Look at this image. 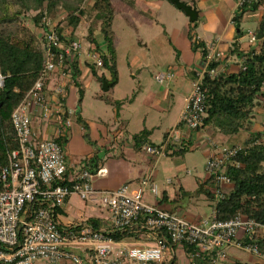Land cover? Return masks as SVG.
<instances>
[{"label": "built area", "instance_id": "obj_1", "mask_svg": "<svg viewBox=\"0 0 264 264\" xmlns=\"http://www.w3.org/2000/svg\"><path fill=\"white\" fill-rule=\"evenodd\" d=\"M256 2L264 6V0H234V16ZM42 22L45 24L41 27L45 59L39 77L11 113L17 148L7 153V164L0 168V264H35L39 260L53 264H171L177 257V249L185 245L192 248L187 253L188 264H206L207 261L224 264L230 248L264 259L256 243L244 241L245 237L252 238L263 225L242 214L227 220L216 216L217 202L225 197L227 188L232 187L225 169L229 165L239 166L234 158L240 153L264 144V118L259 135L251 136L246 143L213 144L214 152L204 165L207 178L213 179L212 212L197 221L185 220L157 204L143 201L145 191L153 197L158 195V186L150 175L141 178L136 187L122 184L109 191L96 190L92 185L93 176H104L105 168H99L95 174L80 169L74 179L68 181L58 136L35 140L33 117L59 125V136L63 134L74 113L65 105V85L76 86L74 68H78L80 61L101 67L102 50L91 42L84 46L75 36L61 39L56 30L57 22H51L46 12H43ZM247 33L251 42L257 40V34ZM192 40L199 42L194 35ZM204 49L202 66L192 79L177 125L166 133L159 146L146 148L155 157L182 147V128L203 127L207 105L202 81L206 74L214 77L222 72L219 65L224 58L214 43L204 45ZM242 61L243 58L240 68H244ZM213 63L217 65L212 67ZM53 73L64 83L49 89L47 81ZM173 77V72L168 71L156 74L155 80L164 84ZM4 79L5 75L0 72V89L4 87ZM260 102L264 111V99L260 98ZM72 194L82 200L99 201L106 207L111 228L102 230L90 222L61 225L57 211ZM132 228L140 232L137 239L114 240L108 234ZM159 233L165 236H157Z\"/></svg>", "mask_w": 264, "mask_h": 264}, {"label": "trees", "instance_id": "obj_2", "mask_svg": "<svg viewBox=\"0 0 264 264\" xmlns=\"http://www.w3.org/2000/svg\"><path fill=\"white\" fill-rule=\"evenodd\" d=\"M80 1L0 0V72L5 75L4 87L0 89V168L7 164V153L17 148L11 113L39 77L45 59V52L39 47L35 35L18 25L22 14L36 10L37 14L33 17V21L36 25L43 27L45 26L42 22L43 12L48 13L47 9L50 11L58 5L64 6L67 8L68 17L56 23V30L61 39L71 38L85 19L87 41L98 47L97 33H99L106 44L107 54L101 51L103 60L101 68L110 70L113 74L111 83H115L116 62L112 23L116 12L131 8L133 1L95 0L87 12L78 11L76 4ZM260 4L261 2H256L245 6L234 17V22H239L246 10H256ZM237 27L239 28L238 24ZM257 28V32L261 29L264 33V14ZM241 34L242 31H239V35ZM189 39L193 50L201 49L204 56V44L195 43L192 35ZM256 41L259 42V49L257 51L251 49L243 54L242 66L244 68H239L235 72H221L214 77L207 74L204 76L202 89L206 96L207 116L203 127L211 126L227 137L240 132L251 133L254 126L253 111L260 104V98L264 99V34ZM232 51L238 52V46ZM86 65L95 73L96 67L87 63ZM216 65L217 63H213L211 66ZM79 73V69L75 67L74 75L77 77ZM98 78L105 81L103 76H98ZM78 93L79 105L83 95L81 87L78 88ZM106 101L111 103L109 99ZM115 103L116 106L121 104L120 101ZM76 120L80 122L83 129L87 128V124L79 113L76 114ZM149 134L150 131L145 129L134 134L132 139L135 145L141 147L147 143ZM251 134L253 136L254 133ZM254 135H259V133ZM85 137L89 139L88 134H85ZM57 141L62 146L65 139L58 137ZM187 149V147H180L169 154L181 155ZM234 160L239 166L229 165L225 169L232 187L225 197L217 202L216 216L220 220H227L237 214H242L264 226V144L250 147L245 153L237 155ZM99 168L98 160L93 156L83 162L81 169L95 174ZM205 183L213 184L212 177L207 178ZM202 186L199 191L212 200V191ZM90 221L92 220H87V222ZM91 224L99 228L95 221ZM139 233L135 228L122 232L114 230L108 232L114 240L137 239ZM157 236L164 237L165 235L159 233ZM244 241L256 243L258 249L264 254V227L258 228L252 238L245 237ZM183 250L189 253L192 248L185 245ZM176 260L175 257L171 264H175ZM206 264H209V261ZM232 264L242 263L235 261Z\"/></svg>", "mask_w": 264, "mask_h": 264}, {"label": "crops", "instance_id": "obj_3", "mask_svg": "<svg viewBox=\"0 0 264 264\" xmlns=\"http://www.w3.org/2000/svg\"><path fill=\"white\" fill-rule=\"evenodd\" d=\"M133 5L131 8L124 10V13L129 12L132 15V18H134L136 21L140 20V22H146L148 21L149 16L148 13L153 14L156 13L160 18L163 17L162 10L163 11H171L170 5L172 4H166L169 0H132ZM183 2L187 4H191L196 7L198 11V23L190 22L188 17L184 14H181L180 12L176 11V28L174 26L170 27V36L167 35L166 26L163 25V31L164 34L167 35V39L171 44L175 47L176 46V60L174 62H170L167 64L165 68L161 71L154 72L153 80H155V75L162 73V72H168L171 71L174 74V77L164 84L158 83L160 85V89L156 91L155 93L150 90L149 94L151 95L152 101L159 102L161 97L163 98L164 93L166 90L170 92V95L172 97V100H174V97L176 95V110L178 109V113L176 114V120L174 122V125H177L179 121V116L181 111L183 110L185 103H186V97L188 96L190 89H191V82L192 79L195 76V72L202 66L203 63V55L201 52V49L193 50L191 41L189 39L190 35H194L198 37V41L200 43H203L204 45L214 43L218 49L222 52L224 58L221 61L219 67L222 69V72H235L240 68V63L243 58V54L247 53L251 49H254L257 51L259 49V42H251L248 39H245V35L242 34L239 35V31H242L239 22H234V0H182ZM169 3H171L169 1ZM264 9V6L260 4L257 9ZM177 9V8H176ZM256 9V10H257ZM264 11H262L263 13ZM127 15V14H126ZM262 15V14H261ZM260 19V18H259ZM259 19L257 22H259ZM128 22L130 21L128 18L126 19ZM196 20V21H197ZM114 21V19H113ZM195 21V22H196ZM85 24V25H84ZM237 24L239 28L237 27ZM86 29V22L81 24ZM145 25V24H144ZM153 24L148 23L146 26L148 28L153 29ZM196 29H199V32L196 31ZM112 30H113V23H112ZM200 33V34H199ZM99 33H97V36ZM73 36L76 37V34ZM86 36V32L84 34ZM175 36V37H174ZM115 32L113 30V43H114V49H115V62L117 61V48H116V38H115ZM188 39V46L187 44L182 45V42H184V38ZM174 38V40H173ZM98 40V39H97ZM182 40V41H181ZM258 40V39H257ZM88 41H86L87 43ZM98 42V41H97ZM238 46V52L232 51L235 49V47ZM98 48H100L103 52V48H106V44L103 41V43H98ZM239 53V54H238ZM165 64V63H162ZM101 68V67H100ZM79 69V75L77 78V84L76 86L71 85H65L66 91H67V97H66V103L65 105L68 108L73 109L74 113L71 116V124L65 129L64 133L59 136L58 129H60L59 125H53L47 122L46 120H43L41 118L33 117L32 122V130H33V136L35 140L47 138L51 136H58L62 139H65L64 146L66 145V156L65 162H66V175L67 180L74 179L75 174L82 168L83 165V153L76 150L75 146L79 142L82 141L81 134L84 132V129L80 122L76 120V114L78 108V88L80 87L78 80L80 79L81 75L84 73H88V70L91 71V69L86 65L84 61H80L78 64ZM97 69V68H96ZM99 69V68H98ZM91 74L94 75V73L91 71ZM113 77V74L110 72V77ZM117 76V71H116ZM111 77V78H112ZM117 82L115 78V83ZM64 80L58 76L57 73H53L50 75L47 86L49 89H52L56 85L63 84ZM108 87L110 88L113 84ZM137 94H133V97L130 98L129 102L132 103ZM121 102V101H120ZM108 103V102H107ZM112 103V101H111ZM122 103V102H121ZM151 104L156 105L155 102H152ZM122 105V104H120ZM257 112L259 114L263 113V108L257 109ZM80 114V113H79ZM261 122H263V114L261 116ZM260 122V123H261ZM173 125V126H174ZM122 126V131L119 129V127ZM256 124L254 123L253 129L251 133H258L260 131L259 128L256 129ZM155 126H153L154 128ZM153 128H147L146 126L142 127L141 130H148L150 131V134L148 136V141L141 147H137L132 139L133 135L136 133H133L131 136L126 131V125L123 126V123L120 122V124H117V128L114 132L110 131L108 127H104L103 125L94 124V128H92V131L94 133L95 138L91 139L94 143L99 144L101 148H107L108 153L106 155V158L108 159V167H105L103 163L98 161V167L105 168L106 174L102 176L101 178H106L103 181L96 183H92L93 187L96 190L99 191H109L112 190L109 188V185H114L115 180H121L122 183H120L116 188L121 186L122 184H128L126 182H139V180L145 176L150 175L151 178L158 183L157 181V175L160 174V169H165L166 164L163 161L164 166H160L161 160L165 156H176L170 155L169 153L165 156L155 157L151 155L147 151L148 146H159L166 135V132L163 134V139L160 142H154L151 138V135L153 133ZM182 147H187V151L192 147H200L202 155L205 158V162L208 159V157L214 152V145L213 144H228L233 145L236 143H240L237 141H233V139L236 137V135L232 136H225L220 134L215 128L211 126H204L198 130H189L182 128ZM250 132H247L245 137H251ZM253 134V135H254ZM232 140V141H231ZM117 148L116 153H113L114 148ZM112 150V151H111ZM187 151L185 153H187ZM184 153V154H185ZM183 155V154H181ZM84 156L87 158H90L92 155L90 152L86 153ZM85 158V157H84ZM116 158H123L126 159L125 163H119L118 159ZM168 169L171 167L169 162ZM205 165V164H204ZM187 174H191L190 171H187ZM108 177V178H107ZM169 178H165L163 183L165 184H171L168 182ZM207 180V175L201 179L198 178L197 186L194 194L200 193L199 188L202 186V188H208L212 190L213 184L205 183ZM202 184V185H201ZM74 196H77L75 194L70 195L64 204L62 208H60L57 211V219L58 222L65 226H71V225H77L82 222H87V220L95 221V223L98 224L99 228L102 230H109L110 227V214L106 207H104L99 201H91V200H84L80 204L77 203L74 198ZM180 195L182 197L188 198L190 195H192V191L184 189L182 186L180 187ZM78 197V196H77ZM80 199V198H79ZM156 204L161 207L162 209L169 211L173 214L175 211L176 203L179 201L178 195H174L171 197L169 194L167 187H162L160 189L159 194L154 198ZM211 201V199H210ZM202 216H198L194 218L193 221H197ZM90 221V223L92 222ZM182 252L181 259H178V256L176 257V263L175 264H188V256L187 253L184 252L183 248L177 249ZM244 252L242 250H239L237 248H230L228 250V258L224 264H232L235 261H239L242 264H264V259L259 258L258 256L250 254V260L249 262H244L239 260L235 255L234 252ZM61 264H70L68 262H63Z\"/></svg>", "mask_w": 264, "mask_h": 264}, {"label": "rangeland", "instance_id": "obj_4", "mask_svg": "<svg viewBox=\"0 0 264 264\" xmlns=\"http://www.w3.org/2000/svg\"><path fill=\"white\" fill-rule=\"evenodd\" d=\"M94 1L95 0H81L76 4L78 11L87 12ZM166 4L170 5L172 3L167 1ZM170 6H172L171 11L165 12L162 10V18L156 13H148L147 15L149 18L146 22H140V20L136 21L129 12L124 13V10L116 12L113 21V30L116 36L117 48V61L115 66L117 71V82L107 90L103 89L104 82L100 80L98 76H103L108 83H111L112 80V76L110 77V70L104 68L95 69L94 75L88 70L89 74L84 73L78 80L83 90V95L78 105L77 112L80 113V116L87 124V128L84 129V132L81 134L82 141L74 146L76 150L83 153L82 162L94 156L100 163L102 162L105 167H108L109 162H107L108 159L106 158L108 153V150H106L107 148H101L99 144L91 140L95 138L92 131L95 123L108 127L110 131L114 132L117 128V124L121 122L123 126L126 125V131L130 136L144 126L147 128H153V126H155L151 138L156 143L163 139V134L165 132H169L175 126L174 122L176 120V114L178 113V109L176 110V95L174 100H172L170 92L166 90L163 98L161 97L159 102L148 99L151 98L149 94L150 90L155 93L160 89V85L153 80L152 75L154 72L163 70L167 64L176 60V46L174 47L171 42L168 41L167 35L170 36V27L174 26L176 28V11L181 14H183V11L178 9L174 4ZM47 11L51 22H60L66 16L68 17L67 8L62 5H58L50 11L47 9ZM262 11H264V9L259 8L257 10H246L243 13L239 21V26L246 40L248 39V31L257 34L256 29L258 30L257 27L259 24L257 21L259 18L260 21L264 14ZM36 14V10H30L28 13L22 14L18 25L20 28L23 27L33 33L39 47L43 48L41 27L36 25L33 21V17ZM61 16H63V19H61ZM127 18L130 20L129 22L126 20ZM85 21L84 19L75 31L76 37L81 40L84 46H86L87 41L86 36H84L86 29L81 24L85 23ZM198 22L199 20L195 23ZM148 23L153 24V29L146 26ZM162 24L166 26L167 35L164 34ZM196 31L199 32V29H196ZM97 39L99 44L103 43V39L100 35L97 36ZM185 44H187V46L189 44L186 37L184 38V42H182V45ZM103 50L107 54V49L103 48ZM133 94H137V96L135 100L130 103L129 100L133 97ZM77 96L79 97V93ZM106 99H109L112 103H107ZM117 101H121L122 105L116 106L115 102ZM152 102H155L156 105L151 104ZM259 108H262L261 102L253 111V122L257 125L256 129L262 127V114L264 118V111L262 114L257 112ZM119 129L122 131V126H120ZM85 134L89 135V139L85 137ZM246 135L247 132H240L233 141L246 143L250 138L245 137L242 139V137ZM62 149L64 156H66V145L64 146L63 144ZM116 151L117 148L115 147L113 153H116ZM88 152L92 155L90 158L84 156ZM116 159H118V162L121 164L127 161L123 158ZM163 161L166 164V168L160 169V174L157 175L158 194L160 189L165 186L171 197L178 195L179 201L176 203L175 215L188 221H193L194 218L198 216H210L212 212V202L210 199L202 192L194 194L198 178L201 179L207 175L204 170L205 158L202 155L201 148L194 146L183 155L165 156L161 160V167L164 166ZM168 162L171 166L169 169L167 168ZM187 171H190L191 174H187ZM165 178L171 179L172 183H163ZM104 179L106 178L94 175L92 183L97 184ZM114 183V185H109V188L112 190L116 189L122 182L116 179ZM126 183H128L131 188L136 187L138 184V182L134 181ZM181 186L186 190L192 191V195L188 198L182 197V195H180ZM230 189L231 188H227V192ZM73 198L79 204L84 201L74 195ZM154 198L156 197H153L149 191H145L143 201L156 204ZM234 255L244 262H249L250 260V254L244 252L237 251L234 252ZM177 256L180 260L182 252H177ZM35 264L53 263L48 260H39L36 261Z\"/></svg>", "mask_w": 264, "mask_h": 264}, {"label": "water", "instance_id": "obj_5", "mask_svg": "<svg viewBox=\"0 0 264 264\" xmlns=\"http://www.w3.org/2000/svg\"><path fill=\"white\" fill-rule=\"evenodd\" d=\"M171 3H173L178 9H181L185 15L188 17L190 22H195L198 18V11L196 9L195 6L191 5V4H187L185 2H183L182 0H169ZM263 32L260 29L257 32V39H261L263 36ZM103 89L107 90L108 87L111 85V83H108L106 81H103Z\"/></svg>", "mask_w": 264, "mask_h": 264}]
</instances>
